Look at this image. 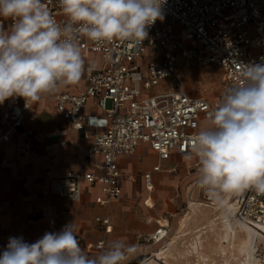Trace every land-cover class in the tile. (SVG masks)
Here are the masks:
<instances>
[{"label": "built area", "instance_id": "1", "mask_svg": "<svg viewBox=\"0 0 264 264\" xmlns=\"http://www.w3.org/2000/svg\"><path fill=\"white\" fill-rule=\"evenodd\" d=\"M44 2L58 21L66 19L59 0ZM0 24L10 28L11 21L0 19ZM147 31L148 38L139 47L120 40L100 44L86 38L79 41L85 60V87L77 93H56L53 98L66 127L88 141L85 163L95 170L61 174L46 170L50 195L77 202L84 180L99 187L95 203L108 206L122 194L121 156L134 154L140 144H147L161 161L172 153L187 154L190 141L204 127L202 119L207 120V113L219 101L189 95L180 71L190 62L217 66L227 89L240 80L242 65L264 61V0H166L163 19ZM89 64L96 65L90 72ZM29 106L24 99L17 102L15 98L0 104V144L23 131L21 151L33 150L30 141L36 134L32 124L38 115L29 111ZM176 168L172 165L167 170L174 172ZM161 169L157 163L143 171L148 191L154 188L153 173ZM236 217L264 229V194L245 190ZM94 221L105 233L110 231L108 215L95 216ZM157 224L145 237L155 244L169 231L167 220ZM102 246L103 240L93 244L96 250Z\"/></svg>", "mask_w": 264, "mask_h": 264}, {"label": "clouds", "instance_id": "2", "mask_svg": "<svg viewBox=\"0 0 264 264\" xmlns=\"http://www.w3.org/2000/svg\"><path fill=\"white\" fill-rule=\"evenodd\" d=\"M166 0H59L63 22L44 0H0V104L22 97L35 103L60 85L78 83L85 72L79 41L113 40L141 46L147 29L163 19ZM95 64H89L92 71ZM207 126L190 141L187 159L200 165L196 184L218 206L226 197L264 194V61L241 66L240 80L225 90L206 116ZM138 247L113 240L90 254L73 223L35 242L9 237L0 264H132Z\"/></svg>", "mask_w": 264, "mask_h": 264}, {"label": "crops", "instance_id": "3", "mask_svg": "<svg viewBox=\"0 0 264 264\" xmlns=\"http://www.w3.org/2000/svg\"><path fill=\"white\" fill-rule=\"evenodd\" d=\"M204 67H209V65ZM196 68L197 65L190 62L186 70L180 71L186 92L210 102L220 101L219 98L208 99L195 91L191 76L196 75ZM188 77L191 79L189 80ZM84 87L85 83L81 78L76 84L60 85L56 91L44 94L39 101L30 103L29 111H34L38 115L32 124L36 134V137L30 141L33 150L21 151L22 144L25 142L23 131H20L8 143L0 144V251H3L7 245L9 237L22 236L25 241L32 243L46 232H58L64 225L73 223L81 246L90 254L97 253L99 250L93 248L96 241L103 240L104 246H106L113 240H122L117 236L116 229L119 199L124 191L137 184L135 177L139 166L133 172H129L121 168V160L145 158L147 165L140 169L139 184L146 193L144 203L149 205L156 182L161 179L163 174L170 173L167 169L172 165H176L178 168L181 159L186 157L187 154L172 153L168 160L161 161L147 144H140L134 154L121 156L118 159L122 194L118 199L111 201L108 206H100L95 203V197L100 193L99 187L97 184H89L84 180L81 181V197L77 202L50 195L48 180L45 176L46 170L54 174H61L65 171L85 173L95 170L93 166L85 163L88 141L83 139L77 131L66 127L56 110V102L53 98L56 93H77ZM23 99L15 97L17 102H21ZM202 126L204 125L202 124ZM157 163L161 165L162 169L153 173L154 188L148 191L144 187L142 173ZM205 210L206 208L201 205L194 214L192 213L193 215L187 213L178 221L177 229L183 230L182 235L193 230L204 217ZM34 212H39V215L35 216ZM104 215H108L111 222L110 231L107 233L94 221L95 216ZM162 220H167L169 223L168 218ZM162 220H156L152 226L148 225L150 220L147 221L146 225L150 229L149 234L157 228V222ZM172 251V245L169 244L167 251H163V254L168 258L173 256L171 255Z\"/></svg>", "mask_w": 264, "mask_h": 264}, {"label": "rangeland", "instance_id": "4", "mask_svg": "<svg viewBox=\"0 0 264 264\" xmlns=\"http://www.w3.org/2000/svg\"><path fill=\"white\" fill-rule=\"evenodd\" d=\"M195 74L191 78L198 94L221 99L226 89L219 68L197 66ZM202 124L207 126V120L202 119ZM120 165L129 172L139 166L137 184L123 192L116 217L117 236L138 247V258L144 256L137 264H264V231L242 226L234 215L242 192L226 197L222 206L200 201L208 195L196 184L200 168L197 159L183 157L176 171L163 174L149 205L144 203L146 193L139 184L140 169L147 165L145 158L122 159ZM201 205L206 208L204 217L190 233L182 235L178 221L187 213L194 214ZM163 218L169 219L167 237L156 244L145 240L150 230L147 221L152 226ZM169 244L173 256L167 258L163 251Z\"/></svg>", "mask_w": 264, "mask_h": 264}, {"label": "water", "instance_id": "5", "mask_svg": "<svg viewBox=\"0 0 264 264\" xmlns=\"http://www.w3.org/2000/svg\"><path fill=\"white\" fill-rule=\"evenodd\" d=\"M245 192V191H244ZM244 192H243V194L240 196V198L244 195ZM240 198L238 199V201H237V204H236V209H237V206H238V202H239V200H240ZM200 201H202L203 203L205 202V203H207V205H216L217 203L214 201V200H212V199H210L209 198V196H204V197H202V199L200 200ZM236 209H235V213H234V215H235V217H236ZM237 218V217H236ZM238 219V218H237ZM239 220V219H238ZM242 222V221H241ZM245 224V223H244ZM246 225H248V224H246ZM249 227H251V228H253V229H259V230H262V231H264V229H262V228H255V227H252V226H250V225H248ZM144 258V256H141V257H139V258H137L136 260H134L133 262H132V264H137V262L138 261H140V260H142Z\"/></svg>", "mask_w": 264, "mask_h": 264}, {"label": "bare ground", "instance_id": "6", "mask_svg": "<svg viewBox=\"0 0 264 264\" xmlns=\"http://www.w3.org/2000/svg\"><path fill=\"white\" fill-rule=\"evenodd\" d=\"M243 192H244V191H243ZM243 192L241 193V195L243 194ZM235 209H236V207H235ZM235 218H236V217H235ZM236 220H237L238 223H240L242 226H247L248 228L253 229V228L249 227L248 225H246V223L244 224L243 222H241L240 220H238L237 218H236Z\"/></svg>", "mask_w": 264, "mask_h": 264}]
</instances>
